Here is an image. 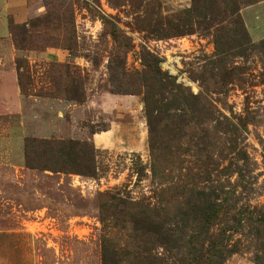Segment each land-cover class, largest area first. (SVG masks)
Returning a JSON list of instances; mask_svg holds the SVG:
<instances>
[{"label": "rangeland", "instance_id": "374dc122", "mask_svg": "<svg viewBox=\"0 0 264 264\" xmlns=\"http://www.w3.org/2000/svg\"><path fill=\"white\" fill-rule=\"evenodd\" d=\"M11 10L6 26L35 24L27 50L0 37L23 90L21 115L0 114V264H100L104 243L161 264H264V0ZM26 138L92 146L94 176L26 168Z\"/></svg>", "mask_w": 264, "mask_h": 264}, {"label": "trees", "instance_id": "16d2710c", "mask_svg": "<svg viewBox=\"0 0 264 264\" xmlns=\"http://www.w3.org/2000/svg\"><path fill=\"white\" fill-rule=\"evenodd\" d=\"M35 22H23V23H8L7 31L11 38V43L16 51L27 50L31 47L33 36L30 34L28 28H33ZM20 63L19 59H15V68L18 70ZM17 84L19 87V93L23 92L20 83L19 75L16 76ZM73 80L69 82L71 84L70 88L66 89L64 92L69 94L70 100L78 101L81 98V93L79 92V86L73 84ZM23 94V93H21ZM71 94V95H70ZM146 123L148 128L150 127L149 118L150 113L147 106H145ZM86 147V143L78 142L74 140H55V139H36V138H26L23 142V159L24 166L28 169H38L47 170L52 172L61 173H75L82 176H94V165L93 158L91 154L93 153L92 146H87V154L83 156L84 152H81L82 147ZM81 147V148H80ZM36 148L38 152L32 157H29L28 152L30 149ZM86 151V150H85ZM56 158L70 159L73 163L72 169H68L64 161L56 160ZM107 198L111 202H120V200L112 195H107ZM197 207V206H196ZM195 205H190L191 211H196ZM131 229L134 231L142 230V226L139 224L140 221L132 219L130 221ZM160 229V228H159ZM149 231V230H147ZM154 234L162 235V239L166 240L167 234L160 232L157 228L153 232ZM158 244L165 245L167 241H153ZM150 241H140V244L133 245L134 250H141L142 252L148 251L146 244ZM130 256V259L128 258ZM163 263L156 256L143 255L141 257H135L129 254L128 251L124 249H115L109 245L103 244L100 252V264H161Z\"/></svg>", "mask_w": 264, "mask_h": 264}, {"label": "crops", "instance_id": "0c3cea01", "mask_svg": "<svg viewBox=\"0 0 264 264\" xmlns=\"http://www.w3.org/2000/svg\"><path fill=\"white\" fill-rule=\"evenodd\" d=\"M12 8L26 11V0H0V37H7L9 35L5 17L11 15ZM14 18L16 22L23 23L26 19L25 13L20 18L15 16ZM14 52L18 53L15 49ZM10 54L11 49L9 47L6 49L0 48V114L14 113V115H21L20 93L16 77L12 74V65L9 60ZM96 137L98 136L96 135ZM93 140H95V137H93ZM19 148L18 146V151ZM12 165L15 168L23 169L19 156Z\"/></svg>", "mask_w": 264, "mask_h": 264}]
</instances>
